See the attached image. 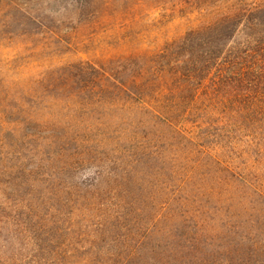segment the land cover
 <instances>
[{
  "label": "rangeland",
  "instance_id": "1",
  "mask_svg": "<svg viewBox=\"0 0 264 264\" xmlns=\"http://www.w3.org/2000/svg\"><path fill=\"white\" fill-rule=\"evenodd\" d=\"M170 5L0 0V264H264V117L97 86L214 13Z\"/></svg>",
  "mask_w": 264,
  "mask_h": 264
},
{
  "label": "trees",
  "instance_id": "2",
  "mask_svg": "<svg viewBox=\"0 0 264 264\" xmlns=\"http://www.w3.org/2000/svg\"><path fill=\"white\" fill-rule=\"evenodd\" d=\"M163 1L171 4L169 10L174 15L182 16L184 13L181 12L188 10L193 13L195 9H210L214 13L207 17L208 21L204 19L200 26L190 28L181 39L166 43L154 57L139 53L122 55V73L131 64L128 61L136 58L145 61L134 73H128L124 78H120V74L112 76L104 73V78H101L97 86L100 89L111 88L120 96L128 94L132 99V94L136 93L134 90L140 89L144 97L136 101L142 105L145 103L146 109H151L159 116H164L162 111L152 107L149 102H156L159 107H167V102L175 105L177 98L184 93L186 95L182 100L188 98L186 103L194 107L198 100L212 98L214 92L218 91L219 94H226L229 104L232 100L237 102L238 109L245 118H263L264 5L259 6L254 1L248 3V0ZM78 4L80 6L79 1ZM241 24L260 27L253 39L255 46L248 50L240 47L239 42L230 45ZM208 79L218 81L232 91L225 92L218 85L215 88L208 87L205 83ZM203 89V93L199 92ZM167 94L171 97H166Z\"/></svg>",
  "mask_w": 264,
  "mask_h": 264
}]
</instances>
